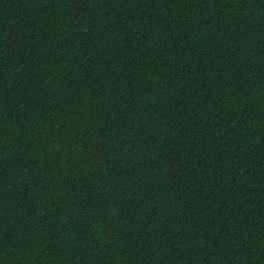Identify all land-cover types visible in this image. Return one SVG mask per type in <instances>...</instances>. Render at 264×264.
<instances>
[{
	"label": "trees",
	"instance_id": "16d2710c",
	"mask_svg": "<svg viewBox=\"0 0 264 264\" xmlns=\"http://www.w3.org/2000/svg\"><path fill=\"white\" fill-rule=\"evenodd\" d=\"M0 264H264V0H0Z\"/></svg>",
	"mask_w": 264,
	"mask_h": 264
}]
</instances>
